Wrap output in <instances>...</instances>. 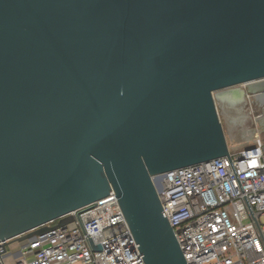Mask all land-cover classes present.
Returning a JSON list of instances; mask_svg holds the SVG:
<instances>
[{
  "label": "water",
  "instance_id": "1",
  "mask_svg": "<svg viewBox=\"0 0 264 264\" xmlns=\"http://www.w3.org/2000/svg\"><path fill=\"white\" fill-rule=\"evenodd\" d=\"M246 83L264 0H0L2 246L112 191L143 264H187L154 179L228 155Z\"/></svg>",
  "mask_w": 264,
  "mask_h": 264
},
{
  "label": "built area",
  "instance_id": "2",
  "mask_svg": "<svg viewBox=\"0 0 264 264\" xmlns=\"http://www.w3.org/2000/svg\"><path fill=\"white\" fill-rule=\"evenodd\" d=\"M154 186L187 264H264V138L228 145L227 156L171 170ZM69 214L67 224L55 219L9 241L17 244L9 252L0 242V264H143L112 191Z\"/></svg>",
  "mask_w": 264,
  "mask_h": 264
},
{
  "label": "rangeland",
  "instance_id": "3",
  "mask_svg": "<svg viewBox=\"0 0 264 264\" xmlns=\"http://www.w3.org/2000/svg\"><path fill=\"white\" fill-rule=\"evenodd\" d=\"M252 84L239 85L245 94V103L236 104L230 99L216 101L220 121L230 147L240 148L252 143L255 137L264 138V91L253 90ZM232 145V146H231ZM17 247L8 244L7 251ZM7 256L6 260H10Z\"/></svg>",
  "mask_w": 264,
  "mask_h": 264
},
{
  "label": "flooded vegetation",
  "instance_id": "4",
  "mask_svg": "<svg viewBox=\"0 0 264 264\" xmlns=\"http://www.w3.org/2000/svg\"><path fill=\"white\" fill-rule=\"evenodd\" d=\"M242 103H245V101H239V100H238L236 104H238V105H240V106H241V105H242Z\"/></svg>",
  "mask_w": 264,
  "mask_h": 264
}]
</instances>
